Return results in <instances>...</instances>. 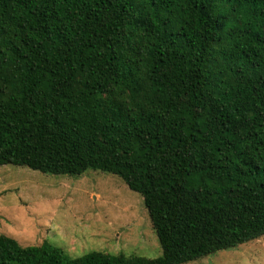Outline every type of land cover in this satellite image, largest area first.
Returning <instances> with one entry per match:
<instances>
[{"label": "trees", "instance_id": "trees-1", "mask_svg": "<svg viewBox=\"0 0 264 264\" xmlns=\"http://www.w3.org/2000/svg\"><path fill=\"white\" fill-rule=\"evenodd\" d=\"M101 171L163 255L0 235V264H189L264 237V0H0V166Z\"/></svg>", "mask_w": 264, "mask_h": 264}, {"label": "rangeland", "instance_id": "rangeland-1", "mask_svg": "<svg viewBox=\"0 0 264 264\" xmlns=\"http://www.w3.org/2000/svg\"><path fill=\"white\" fill-rule=\"evenodd\" d=\"M0 235L23 247L47 241L70 258L163 255L143 197L101 171L69 176L0 166ZM189 264H264V237Z\"/></svg>", "mask_w": 264, "mask_h": 264}]
</instances>
